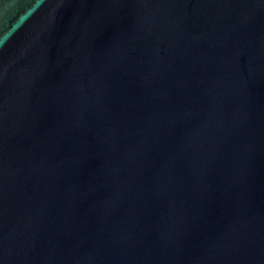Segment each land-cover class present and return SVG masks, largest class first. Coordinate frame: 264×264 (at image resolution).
Here are the masks:
<instances>
[{"label": "water", "instance_id": "1", "mask_svg": "<svg viewBox=\"0 0 264 264\" xmlns=\"http://www.w3.org/2000/svg\"><path fill=\"white\" fill-rule=\"evenodd\" d=\"M0 264H264V0H0Z\"/></svg>", "mask_w": 264, "mask_h": 264}]
</instances>
